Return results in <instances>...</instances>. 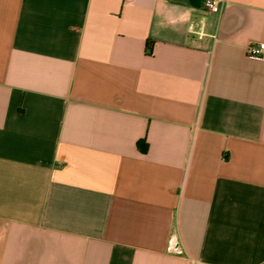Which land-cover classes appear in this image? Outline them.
Instances as JSON below:
<instances>
[{"label":"crops","instance_id":"crops-1","mask_svg":"<svg viewBox=\"0 0 264 264\" xmlns=\"http://www.w3.org/2000/svg\"><path fill=\"white\" fill-rule=\"evenodd\" d=\"M223 1L0 0V264H264V0Z\"/></svg>","mask_w":264,"mask_h":264},{"label":"built area","instance_id":"built-area-1","mask_svg":"<svg viewBox=\"0 0 264 264\" xmlns=\"http://www.w3.org/2000/svg\"><path fill=\"white\" fill-rule=\"evenodd\" d=\"M203 7L211 13L220 14L224 7V1L223 0H204ZM188 31L189 33L195 35L199 39L207 35L204 25L199 24V23L189 24ZM245 51H246V55L250 58L264 60V42H250L246 46Z\"/></svg>","mask_w":264,"mask_h":264},{"label":"trees","instance_id":"trees-1","mask_svg":"<svg viewBox=\"0 0 264 264\" xmlns=\"http://www.w3.org/2000/svg\"><path fill=\"white\" fill-rule=\"evenodd\" d=\"M139 146H141V148H143V150L146 151L148 145L146 142H143V143H140Z\"/></svg>","mask_w":264,"mask_h":264}]
</instances>
